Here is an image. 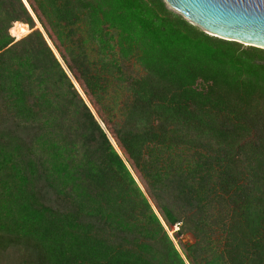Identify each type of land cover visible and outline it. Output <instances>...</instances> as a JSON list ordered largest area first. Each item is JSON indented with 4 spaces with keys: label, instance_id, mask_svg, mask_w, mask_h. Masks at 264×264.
<instances>
[{
    "label": "trees",
    "instance_id": "trees-1",
    "mask_svg": "<svg viewBox=\"0 0 264 264\" xmlns=\"http://www.w3.org/2000/svg\"><path fill=\"white\" fill-rule=\"evenodd\" d=\"M26 2L0 0V254L264 264V50L165 0Z\"/></svg>",
    "mask_w": 264,
    "mask_h": 264
},
{
    "label": "water",
    "instance_id": "water-1",
    "mask_svg": "<svg viewBox=\"0 0 264 264\" xmlns=\"http://www.w3.org/2000/svg\"><path fill=\"white\" fill-rule=\"evenodd\" d=\"M23 1L31 11L26 0ZM165 1L171 9L181 14L193 25L200 27L210 36L264 50V0ZM32 15L34 16L33 13ZM41 32L48 41L49 39L45 32L42 30ZM49 41L48 43L50 45L51 41ZM52 46L51 48L53 49L54 47ZM57 57L62 62L60 56L57 55ZM80 93L88 103L83 92L80 91ZM90 108L96 119L101 123L95 111L91 106ZM119 154L121 155V152Z\"/></svg>",
    "mask_w": 264,
    "mask_h": 264
},
{
    "label": "bare ground",
    "instance_id": "bare-ground-1",
    "mask_svg": "<svg viewBox=\"0 0 264 264\" xmlns=\"http://www.w3.org/2000/svg\"><path fill=\"white\" fill-rule=\"evenodd\" d=\"M36 19V18H35ZM36 22H37V25H38V28L42 31L43 28L40 24V22L36 19ZM28 32H30L29 28L27 25L25 24H22L20 22H17L14 24L13 28L11 29V35L17 39H21L22 37H24ZM49 41V40H48ZM50 42V41H49ZM50 45L52 46L51 42H50ZM53 47V46H52ZM54 49V48H53ZM56 52V50H54ZM57 54V52H56ZM58 55V54H57ZM76 83V82H75ZM76 86L78 87V89L82 92V90L80 89V87L76 84ZM113 142V140H112ZM114 143V142H113ZM115 145V144H114ZM118 149V148H117Z\"/></svg>",
    "mask_w": 264,
    "mask_h": 264
},
{
    "label": "rangeland",
    "instance_id": "rangeland-1",
    "mask_svg": "<svg viewBox=\"0 0 264 264\" xmlns=\"http://www.w3.org/2000/svg\"><path fill=\"white\" fill-rule=\"evenodd\" d=\"M37 27H38V25H37ZM29 33L30 32H28L25 36H27ZM129 71L133 75H138L141 73L140 67L135 65V64L130 65ZM187 241H189V239H187ZM15 261H16V256L14 253H9L8 256H4V255L0 254V264H15Z\"/></svg>",
    "mask_w": 264,
    "mask_h": 264
}]
</instances>
